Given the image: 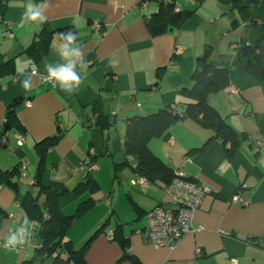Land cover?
Listing matches in <instances>:
<instances>
[{
  "label": "crops",
  "instance_id": "crops-1",
  "mask_svg": "<svg viewBox=\"0 0 264 264\" xmlns=\"http://www.w3.org/2000/svg\"><path fill=\"white\" fill-rule=\"evenodd\" d=\"M143 0H32L47 4L45 15L55 31L50 49L37 64L26 49L42 30L43 24L20 26L21 14L29 0H4L0 20V63L14 60V72L0 79V129L9 104L24 98L16 109L20 127L12 129L8 145L0 148V168L20 170L27 162V175L18 186L0 188V243L27 218L31 235L26 244L8 249L0 244V264H55V258H68L64 248L45 255L39 253V224L32 221L21 205L27 192H37L35 173L40 164L38 144L62 131L57 143L45 150L41 164V184L51 189L64 187L59 198L66 215L75 213L79 203L92 198L95 204L82 215V236L70 238L76 249L106 221L85 253L88 264H116L124 249L109 238L118 224L128 239L127 251L139 264H264V78L247 71L237 49L264 48V0H244L254 6L251 19L221 0H173L180 9L194 13L178 30L153 36L146 16L158 3ZM101 26L94 31L92 25ZM74 27L77 43L84 53L87 69H79L83 83L68 94L58 86L42 84L33 75V87L25 92L21 84L32 70L47 73L45 65L60 61V30ZM207 45L213 47L211 63L229 69L230 82L209 97L210 103L237 132L244 134L238 151L228 158L221 138L191 117L175 123L168 137H156L150 148L166 164L184 176L203 181L210 189L193 216L196 231L185 235L174 250L155 247L139 232L150 210L167 205L161 181H138V174L124 151L128 119L148 115L176 105L183 86H191L196 60ZM182 49L180 54L176 53ZM162 68L163 76L158 78ZM230 87L238 88L233 92ZM31 100V105L24 102ZM114 125L103 131L95 124L98 113L94 102ZM25 138L17 146L14 134ZM106 138H108L106 143ZM210 139L211 142H209ZM203 151H194L208 143ZM95 156L91 175L98 181L97 193L78 194L74 190L85 177V160ZM188 159V160H187ZM120 165L118 170L115 165ZM135 181V184L133 183ZM106 185V188H105ZM239 194L247 205L232 198ZM43 200V197L41 198ZM20 248V249H19ZM197 249L201 250L200 255ZM73 264V263H70ZM118 264H135L124 259Z\"/></svg>",
  "mask_w": 264,
  "mask_h": 264
},
{
  "label": "trees",
  "instance_id": "trees-1",
  "mask_svg": "<svg viewBox=\"0 0 264 264\" xmlns=\"http://www.w3.org/2000/svg\"><path fill=\"white\" fill-rule=\"evenodd\" d=\"M155 1L158 3V9L151 15L146 16V25L153 36L162 34L171 30L180 29L184 23L194 13L193 10L180 9L173 0H144ZM229 3L232 9H237L246 15V19H251L254 12V6H246L244 0H221ZM4 0L0 2V12L4 10ZM69 29L76 32L74 27L64 28L60 33L67 32ZM54 30L48 23H45L32 44L26 49V52L37 63H41L50 49ZM213 47L207 45L204 53L196 60L192 85L180 88V99L174 106H167L148 115H135L128 119L125 132L124 151L127 160L124 164L133 167L135 172L149 182L161 181L167 186L175 177L172 167L166 164L150 148V141L156 137H168L170 128L177 122H181L186 117H191L207 129L215 132L216 138H221L225 146L228 158H233L238 151L241 143V136L227 122L223 115L210 103L209 97L227 87L230 82L229 69L218 67L211 63ZM238 57L242 66L259 78H264V48L255 46H244L237 49ZM14 72V60L9 59L0 63V79ZM162 68L158 70V78L163 76ZM24 98L13 100L7 110L3 130H12L20 127L17 123L16 109ZM102 102H94L93 108L98 113L95 124L103 131H108L114 121L102 110ZM17 132H22L19 130ZM62 137V131L58 134L48 137L42 143L38 144L40 154V164L35 173L34 183L37 192H27L21 199V205L29 218L39 224V233L42 239L39 253L53 254L56 250L64 248L68 253V258L63 260L59 255L55 258V264H88L85 259V253L94 238L107 227L106 221L100 226L82 245L76 249L72 242L65 239L66 231L72 226L76 219L84 215L94 204L92 198H88L79 203L75 213L66 215L59 204V198L67 192V189H51L41 184V164L43 161V152L40 149L41 144H45L47 151L55 145ZM108 138H106L107 143ZM210 139L209 142H211ZM194 151H203L207 145ZM91 160L95 161V156L91 155ZM120 165L116 164L118 170ZM19 177V168L4 170L0 168V183L8 187L18 186L13 178ZM99 188L98 181L87 173L81 183L75 188V192L83 194L85 192L93 194ZM43 197V200L41 198ZM122 225L118 224L113 232V239L118 241L124 249L122 257L116 264L124 259H131L135 264L139 261L128 253V239L122 233Z\"/></svg>",
  "mask_w": 264,
  "mask_h": 264
},
{
  "label": "built area",
  "instance_id": "built-area-1",
  "mask_svg": "<svg viewBox=\"0 0 264 264\" xmlns=\"http://www.w3.org/2000/svg\"><path fill=\"white\" fill-rule=\"evenodd\" d=\"M1 1L2 0H0V2ZM141 5L142 7H147L148 2L143 0ZM0 20H2L1 13ZM92 29L94 31H100L101 26L94 23ZM181 52V48L176 50L177 54H180ZM31 73L38 75L42 84H55L48 79L47 73H42L38 70H32ZM230 90L233 92L239 91L238 88L235 87H230ZM24 103L27 106H30L31 100L26 99ZM10 137L11 132L9 130L0 129V148L8 145ZM14 137L17 146H22L25 138L24 133L16 132ZM259 146L263 147L264 145L260 142ZM84 164L85 174L91 173L96 168V164L91 160V156L85 160ZM26 169L27 162L23 158L19 170L20 180L25 179L27 175ZM174 172L175 177L164 189L169 203L165 206H157L150 210L144 228L139 230L144 238H146V240H148L153 246L158 248L168 247L170 250H174L185 235L197 230L193 225L194 213L199 208L204 196L210 192L209 187L203 181L184 176L178 170H175ZM138 181L145 183L146 179L138 176ZM133 183L135 184V181H133ZM2 186L4 185L0 183V188ZM232 200L243 205L248 204L247 201L242 200L239 194H236ZM108 236L110 239H113V232H109ZM0 244L5 247V242H1ZM6 248L11 249L9 247ZM200 253L201 250L197 249V254L200 255ZM231 264H238V261L232 259Z\"/></svg>",
  "mask_w": 264,
  "mask_h": 264
},
{
  "label": "clouds",
  "instance_id": "clouds-1",
  "mask_svg": "<svg viewBox=\"0 0 264 264\" xmlns=\"http://www.w3.org/2000/svg\"><path fill=\"white\" fill-rule=\"evenodd\" d=\"M46 10L47 4H37L29 0L21 14L20 26L45 23L47 20L45 15ZM77 38V33L71 29L60 33L61 45L58 55L61 62L45 65L48 79L54 82L61 91L68 94L77 91L83 83L78 68L86 70L88 66L84 59V53L77 43ZM33 75L34 73L26 75L22 81L21 86L25 92L32 90ZM30 228V222L25 218L15 231L5 236V247L16 248L26 244L31 235Z\"/></svg>",
  "mask_w": 264,
  "mask_h": 264
},
{
  "label": "rangeland",
  "instance_id": "rangeland-1",
  "mask_svg": "<svg viewBox=\"0 0 264 264\" xmlns=\"http://www.w3.org/2000/svg\"><path fill=\"white\" fill-rule=\"evenodd\" d=\"M105 188H106V185H105ZM99 189L100 187L94 193H97ZM80 235L82 236V216L76 219L75 222L72 224V226H70V228L66 231L65 239L66 237L67 239L72 238L74 239L75 242L76 241L78 242L79 238L81 237ZM80 247H82V245Z\"/></svg>",
  "mask_w": 264,
  "mask_h": 264
}]
</instances>
